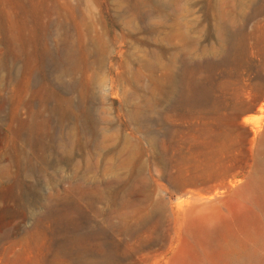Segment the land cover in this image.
I'll return each instance as SVG.
<instances>
[{
  "label": "rangeland",
  "instance_id": "rangeland-1",
  "mask_svg": "<svg viewBox=\"0 0 264 264\" xmlns=\"http://www.w3.org/2000/svg\"><path fill=\"white\" fill-rule=\"evenodd\" d=\"M0 264H264V0H0Z\"/></svg>",
  "mask_w": 264,
  "mask_h": 264
},
{
  "label": "bare ground",
  "instance_id": "bare-ground-1",
  "mask_svg": "<svg viewBox=\"0 0 264 264\" xmlns=\"http://www.w3.org/2000/svg\"><path fill=\"white\" fill-rule=\"evenodd\" d=\"M241 260V259H240Z\"/></svg>",
  "mask_w": 264,
  "mask_h": 264
}]
</instances>
